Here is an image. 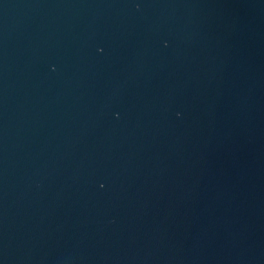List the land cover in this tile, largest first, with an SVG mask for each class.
I'll use <instances>...</instances> for the list:
<instances>
[{
  "label": "water",
  "instance_id": "1",
  "mask_svg": "<svg viewBox=\"0 0 264 264\" xmlns=\"http://www.w3.org/2000/svg\"><path fill=\"white\" fill-rule=\"evenodd\" d=\"M0 264H264V0H0Z\"/></svg>",
  "mask_w": 264,
  "mask_h": 264
}]
</instances>
